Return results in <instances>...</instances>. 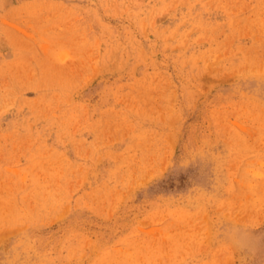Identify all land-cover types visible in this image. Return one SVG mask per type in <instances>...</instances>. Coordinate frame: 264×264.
<instances>
[{
  "label": "rangeland",
  "instance_id": "obj_1",
  "mask_svg": "<svg viewBox=\"0 0 264 264\" xmlns=\"http://www.w3.org/2000/svg\"><path fill=\"white\" fill-rule=\"evenodd\" d=\"M0 264H264V0H0Z\"/></svg>",
  "mask_w": 264,
  "mask_h": 264
}]
</instances>
